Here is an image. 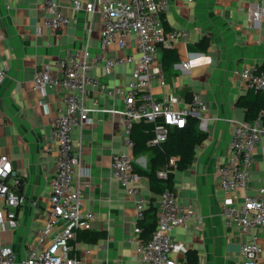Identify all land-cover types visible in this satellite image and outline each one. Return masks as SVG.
Instances as JSON below:
<instances>
[{
    "label": "crops",
    "instance_id": "1",
    "mask_svg": "<svg viewBox=\"0 0 264 264\" xmlns=\"http://www.w3.org/2000/svg\"><path fill=\"white\" fill-rule=\"evenodd\" d=\"M55 1L62 12L74 18L65 27L44 25L42 0H0V68L7 69V76L0 77V154L10 157L20 179L18 190L25 197L21 205L11 208L15 218H7V211H2L0 242L13 248L16 264H23L30 246L46 247L54 236L53 229L42 232L49 222L51 179L57 168V152L47 151L45 140L67 92L59 83L47 87L44 94L34 90L35 72L41 64H50L54 75L59 76L56 62L66 48L81 50L88 42L93 52L100 50L101 14L85 8L75 10L70 0ZM251 1L167 0L162 13L167 30L188 32L187 37H176L160 47L161 62L164 48L174 47L179 53V59L164 72L168 89L187 100L200 92L205 101L203 116L196 119L206 138L196 146L192 164L173 171L178 201L191 206L194 212L187 224L173 229L171 235L188 249L197 250V264H243L241 242L251 236L225 225L219 179V166L230 153L232 130L237 122L245 120L244 110L236 105L238 97L250 91L241 71L249 66H264V20L249 19ZM204 37L208 48L191 50L190 45ZM124 52L137 55L134 45ZM106 53L114 56L123 51L109 47ZM127 71L128 64L117 68L112 76L104 75L100 66H95L92 73L110 85L127 83ZM161 90L158 83L153 84L154 92ZM92 98L90 102L101 100L111 106L112 99L100 92L96 91ZM93 118L94 122L82 132L73 130L75 145L81 144L82 148L81 199L84 210L95 214L91 227L85 230L86 234H98L95 240H85L77 234L81 261L143 264L137 242L131 241L136 223L135 198L111 176L112 154L125 149L123 139L127 135L119 128V116L97 112ZM254 155L251 181L246 188L252 194L264 184V134ZM134 159L136 168L149 170L154 151H142ZM140 187L147 202L155 196L158 205L160 196L150 189L146 175H141ZM244 193L241 189L240 195ZM256 240L261 247L257 264H264L263 231ZM177 258L182 259L183 254Z\"/></svg>",
    "mask_w": 264,
    "mask_h": 264
},
{
    "label": "built area",
    "instance_id": "2",
    "mask_svg": "<svg viewBox=\"0 0 264 264\" xmlns=\"http://www.w3.org/2000/svg\"><path fill=\"white\" fill-rule=\"evenodd\" d=\"M70 1L75 10L85 8L90 13L98 11L101 14L100 50L93 52L88 42L81 50L66 48L56 62L59 76L54 75L50 64H41L35 72L34 90L44 94L47 87L59 83L67 93L63 104L57 108L51 134L45 140V149L57 152V168L51 179L49 222L42 232L46 234L53 229L54 236L46 247L30 246L23 264H83L77 234L91 227L95 214L84 210L81 199L82 148L81 144L75 145L73 130L77 128L82 132L87 124L94 122L93 115L97 112L119 116V128L127 135L123 139L125 149L120 148L112 154L111 176L135 198L136 223L131 241L137 242L143 264H179L185 260L188 248L183 241L173 238L171 232L187 224L193 208L180 204L174 188H165L157 203V225L150 237L143 239L140 220L149 202L140 187L141 175L135 169L131 130L137 121L154 123V136L148 144L160 145L167 140L171 129L185 127L190 117L203 116L205 101L200 92H194L187 100L170 91L160 60L162 44L176 37H187L188 32L167 30L164 26L162 13L166 11L167 0ZM41 8L46 27H65L74 19L61 11L55 0H42ZM248 13L253 22L264 20L262 0H252ZM131 45L136 47L137 55L124 52ZM109 47L123 53L110 56L106 53ZM127 64H132L131 79L127 83L109 85L92 73L95 66H100L104 75H114L117 68ZM6 76L7 69L0 68V77ZM241 77L248 88L264 95V66L245 67ZM154 83L161 87L160 93L153 91ZM96 91L110 97L111 106L101 100L90 102ZM263 113L253 120L236 123L230 138V153L219 166L223 221L229 228L251 234L241 242L243 264H257L261 251L257 234L264 232V184L256 193L246 192L255 162V148L264 134ZM178 160L177 155L169 156L158 167L157 175L167 178L177 168ZM19 183L10 157L0 154L1 223L3 210L7 211V218L13 219L16 213L11 208L25 201L18 190ZM241 189L245 190L243 195H240ZM178 254H183V258L178 259ZM0 264H16L13 248L1 242Z\"/></svg>",
    "mask_w": 264,
    "mask_h": 264
},
{
    "label": "trees",
    "instance_id": "3",
    "mask_svg": "<svg viewBox=\"0 0 264 264\" xmlns=\"http://www.w3.org/2000/svg\"><path fill=\"white\" fill-rule=\"evenodd\" d=\"M164 26L167 28L166 21L163 20ZM209 42L206 37L202 38L198 43L190 45L191 50L205 51L208 48ZM179 59V53L174 47L163 49L162 66L163 72L169 68V65ZM236 105L244 110L245 120H253L264 112V95L260 92L250 89V91L238 97ZM264 123V113L262 116ZM154 136V123L141 120L134 123L131 130V137L134 140L133 154L136 155L142 151L152 149L154 151V163L149 170L135 169L140 175H146L149 180L150 189L157 195L163 192L167 187H173L174 174L171 172L167 178L157 175V167L163 164L171 155L179 156L178 169H185L190 166L194 160L195 148L205 138L206 134L200 131L197 127V119L190 117L187 125L183 128H173L169 132L168 138L160 145H149L148 141ZM159 165V166H158ZM158 206L156 205V197H152L144 211V217L140 220L142 227V237L147 240L157 225ZM83 232V234H82ZM88 230L79 231V236L85 240H95L98 236L96 233ZM86 234V235H85ZM198 253L196 249H187L185 260L179 264H197Z\"/></svg>",
    "mask_w": 264,
    "mask_h": 264
},
{
    "label": "rangeland",
    "instance_id": "4",
    "mask_svg": "<svg viewBox=\"0 0 264 264\" xmlns=\"http://www.w3.org/2000/svg\"><path fill=\"white\" fill-rule=\"evenodd\" d=\"M160 54V53H159ZM100 73V72H99ZM98 73V74H99ZM131 73H132V64H128V71H127V79L130 80L131 79ZM100 75V74H99ZM109 76H112L111 74H109ZM129 82V81H127ZM114 84V83H113ZM113 84H110V85H113Z\"/></svg>",
    "mask_w": 264,
    "mask_h": 264
}]
</instances>
